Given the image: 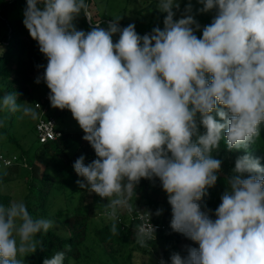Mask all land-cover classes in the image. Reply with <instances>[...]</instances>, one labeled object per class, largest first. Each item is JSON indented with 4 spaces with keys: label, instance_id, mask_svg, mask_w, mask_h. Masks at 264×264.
Masks as SVG:
<instances>
[{
    "label": "clouds",
    "instance_id": "9594fccd",
    "mask_svg": "<svg viewBox=\"0 0 264 264\" xmlns=\"http://www.w3.org/2000/svg\"><path fill=\"white\" fill-rule=\"evenodd\" d=\"M199 2L201 12L216 10L202 38L194 34L200 26L190 3L174 20L177 0H159L158 9L167 13L164 28L143 36L134 24L120 28V18L106 29L77 30L82 13L91 21L85 0H27L23 24L47 58L36 83L43 80L51 106L69 110L85 133L97 158L74 162L82 178L76 183L107 199L111 216L132 211L129 199L142 178L159 179L172 231L199 245L188 247L186 256L173 253L171 264H264V167L258 159L245 154L235 160L215 219L200 203L221 171L222 161L212 156L221 140L229 151L247 149L264 123V0ZM0 107L21 110L14 94ZM22 111L37 118L31 107ZM52 227L23 202L0 205V264H23L18 256L34 253L37 235ZM159 230L141 228L139 242ZM111 231L119 234L116 223ZM64 259L57 252L43 264Z\"/></svg>",
    "mask_w": 264,
    "mask_h": 264
},
{
    "label": "trees",
    "instance_id": "16d2710c",
    "mask_svg": "<svg viewBox=\"0 0 264 264\" xmlns=\"http://www.w3.org/2000/svg\"><path fill=\"white\" fill-rule=\"evenodd\" d=\"M91 1L85 0L88 12ZM189 3L192 6L191 11L194 12L190 14L197 23L201 22L199 30L194 34L197 38H202L203 27L212 22L216 10L201 12L199 10L203 4L199 0H182L178 14L184 15L185 7ZM26 4L27 0L0 1V100L5 95L14 94L21 107L17 112L0 107V139L12 143L11 145L17 149L9 153L10 149L0 141V156L12 160L6 169H0V205L13 202V195L7 191L8 184L13 180L16 171L19 172V167L26 166L23 168L26 172L24 176L26 181L22 202L26 204L34 218L51 220L53 227L46 234L37 235L36 239L40 242L37 245L38 249L25 256V264H43L45 258H51L57 252L65 253L63 264H137L134 256L136 252H141L148 258L151 252L157 253L161 247L165 262V254L169 248L179 249L181 256L187 255L188 247L198 248L197 243L181 233L172 231L170 227L172 212L168 194L163 190L158 178L153 180L142 178L137 184L135 193L129 199L132 211L127 222L119 210L115 215L117 220L111 219L110 210H105L107 199L102 200L95 193L79 187L76 181L82 178L74 171V162L80 156H84V163L87 165L97 158L91 145L87 141L84 142L83 131L70 132L58 127L61 134L56 139L42 142L37 136V145L30 144L27 148L22 145L15 126L21 119L22 108L27 101L39 103L41 116L52 117L56 122L66 111L56 108L52 113L48 112V104L43 100V96L50 90L42 79L40 83L34 80L36 71L43 75L44 67L39 66H46L47 58L39 51L38 42L31 38L23 24ZM114 19L104 14L99 20L91 17L90 21L82 13L74 24L77 30L87 33L96 27V24L106 29L108 23ZM129 24H134L136 32L141 36L150 34L153 28L161 26V23L153 20L146 22L137 19L135 23L127 20L118 21L120 28ZM118 39L119 34H115L113 42ZM217 107L221 106L218 104ZM213 115L215 119L220 120L215 112ZM203 131L201 127L200 132ZM263 137L264 123L260 125L259 137L247 149L229 151L225 140L222 139L219 149L212 153L213 158L222 161L221 171L218 173L216 184L208 189V195L200 202L203 211L210 210V218L215 219L214 212L221 203L222 192L229 187L228 183L223 184L219 180L221 179L219 175L227 181L239 156L248 154L258 159L264 167V143L261 141ZM40 160L44 161V168L40 166ZM0 163L4 165L2 158ZM89 194L90 198H87ZM160 208L163 215L158 219L155 214ZM137 211L149 212L154 220L164 225L155 236L144 237L143 244L139 242L140 221L135 217ZM113 223L117 225L118 235L111 231ZM182 241H188L189 245L180 248L179 244ZM18 259L22 258L18 256ZM140 264L148 263L144 259Z\"/></svg>",
    "mask_w": 264,
    "mask_h": 264
},
{
    "label": "rangeland",
    "instance_id": "374dc122",
    "mask_svg": "<svg viewBox=\"0 0 264 264\" xmlns=\"http://www.w3.org/2000/svg\"><path fill=\"white\" fill-rule=\"evenodd\" d=\"M158 2L159 0H92L89 6L90 8L89 13H90V17H93L96 20H99L101 16L104 14L110 15L114 17L115 19L120 18L119 19L120 21L127 20L131 23H135L137 19H142L146 22L153 20V21L161 23L160 29L163 30L164 28L163 21L167 13H162L158 9L157 7ZM177 2L181 6L182 0H177ZM173 11L175 12L174 19H180L183 17V15H181L180 13L178 14L177 9L174 8ZM213 11L214 9L208 12H213ZM191 14H194V12L191 11ZM198 24L199 26H201V22H198ZM38 76H41L40 71H36L34 73L35 81ZM49 92L50 91L45 92L43 96V100L45 101V103L48 104L47 106L48 112L52 113L56 108H53L50 104V101L48 99ZM25 106L31 107L37 113V118L32 119L31 116L24 115L22 111L21 119L18 121L17 125L15 126L17 130V135L20 138V142L22 143L23 146H25V148H27L28 146H30V144H35V145L38 144V142H36L37 131L35 129V124L41 115V110L39 109V107H36L35 103H33L30 100L25 103L24 107ZM56 124L58 127L65 129L66 131H70V132L83 131L80 128L78 122L73 118L71 112L67 109L65 113L63 114L62 118L57 120ZM0 141H3L5 145L7 146V148L10 149L9 153H13L14 151H17V149L14 148L15 146L11 145L12 143L10 144L1 139ZM261 141L264 143V137L262 138ZM2 151H5V150H2ZM7 165L8 164L4 163V165H2L0 163V169H6ZM40 166L44 168L43 160H40ZM24 167L26 166L22 165L19 167V172L17 173L16 171V174H14L15 176L13 180H11V182L8 184L7 191H9L13 195V202H22V197L25 194V184L24 183L26 181V177L24 178V176L26 172L23 169ZM219 177L221 178L219 180H221L223 184L227 183V181L222 175H219ZM225 191L226 190H224V192ZM224 192H222V194ZM87 198H90V194L88 195ZM118 210L120 213H123L124 220L126 222L129 221L128 216L130 217L131 213L128 212L126 209H121V210L118 209ZM125 213L127 214L125 215ZM162 215H163V212L160 215L155 214V216H157L158 219H161ZM106 217L110 219V217L108 216ZM111 219L117 220L116 216L114 217L112 216ZM179 245H180V248H183V247H187L189 243L188 241H182ZM162 251H163V247H161V250L157 253L151 252L152 254L149 255L148 258H147V255L144 257V255L141 252H136L134 255L135 261L137 264H140L144 259H146L148 264H161V261L163 260ZM173 253L180 254L179 249H173V248L168 249V251L165 254V264H171L170 256ZM21 258L23 259V264H25L26 262L25 257H21Z\"/></svg>",
    "mask_w": 264,
    "mask_h": 264
},
{
    "label": "built area",
    "instance_id": "2783aa9c",
    "mask_svg": "<svg viewBox=\"0 0 264 264\" xmlns=\"http://www.w3.org/2000/svg\"><path fill=\"white\" fill-rule=\"evenodd\" d=\"M35 105L37 107H40L39 103H36ZM35 126H36L37 136L39 140L42 142L54 140L61 134V131L58 129V126L56 124V120L52 117L45 118L40 115ZM0 157L2 158L5 164L9 165L12 162L11 159H8L3 156ZM135 217L140 221L139 229L144 228L146 231L151 232V227H153L156 232L157 230L164 227L162 223L156 222L152 218L150 213L147 211L146 212L137 211Z\"/></svg>",
    "mask_w": 264,
    "mask_h": 264
}]
</instances>
